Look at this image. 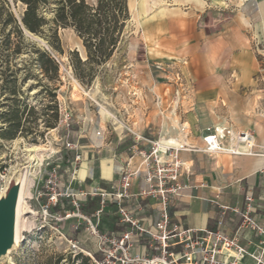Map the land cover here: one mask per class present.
Instances as JSON below:
<instances>
[{
  "label": "rangeland",
  "instance_id": "obj_1",
  "mask_svg": "<svg viewBox=\"0 0 264 264\" xmlns=\"http://www.w3.org/2000/svg\"><path fill=\"white\" fill-rule=\"evenodd\" d=\"M141 3L145 14L159 6H162L167 15L181 13L178 6L166 4L165 0H141ZM23 8V5L17 3L14 7L17 16L21 15ZM128 12L129 18L122 34H114L117 36V46L106 60L102 53L111 49L108 37H105V44L99 52L94 49L88 52L84 39L70 27H57L56 36L48 28L44 29V35L26 32L27 38L36 47L50 51L59 64V80L48 83L55 88L58 120L55 128L44 126L43 121L52 113L41 109L54 102H50L45 94L41 99L35 97L34 93L41 85L35 84V77L30 76L21 84V90L28 93L29 102L35 106L36 111L43 113L38 121V129L43 132V136L33 133L18 135L14 139L0 137V192L8 184L9 187L14 185L16 178H26L28 192L25 199L28 206L19 215L18 240L7 250L8 253L0 257V264H80L81 259L75 258L78 253L89 257L90 263L95 264L89 256L93 257V253L86 251L96 249L100 256L101 253L97 246H93L92 238L95 245L96 239L91 234L90 224L81 217L83 215L94 223V214L86 215L81 210L83 203L80 202L76 209L64 197L45 213L42 206L47 196L36 199L35 190L42 188V183H37L38 179H45L52 168L61 182L58 190L63 191L71 181L75 182L76 170L83 160L81 146L94 136L99 137L105 130L110 135V131L116 127L126 131L129 127L149 140L179 136L183 143L188 137L198 138L200 126L218 121L222 115H228L229 121L237 130H250L256 135L259 145L263 146L264 84L253 95L245 94L241 89L231 92L232 94H221L216 102L200 100L198 96H194L191 80L182 73L178 64H154L146 58L142 46L140 0H132ZM44 14L47 18L51 17L50 13ZM49 25H52L51 22ZM30 53L32 52H24L17 58V66L21 67L19 75L26 70L19 60L27 58ZM30 70L34 75L42 77L38 68L32 66ZM43 83H47L45 78L41 84ZM31 84L32 89L27 91ZM176 90H179L180 101L177 115L174 116L170 111L174 107L172 100ZM220 90L223 88L220 87ZM257 95H260L259 99ZM174 121L186 124L187 133L189 132L186 138L183 136L182 139V135L172 130L171 127L176 124ZM97 131L100 132L99 135ZM33 136L37 138L36 142L32 141ZM66 140L77 146L67 148L64 143ZM129 144L133 145L131 138ZM34 146H37L36 149ZM137 148L149 152L150 145L145 142L144 146L138 145ZM77 153L80 158L75 160ZM135 158L144 160L140 155ZM115 221V217L104 215L98 221V230L111 233L115 229ZM70 240L75 242L76 248H72Z\"/></svg>",
  "mask_w": 264,
  "mask_h": 264
},
{
  "label": "crops",
  "instance_id": "obj_2",
  "mask_svg": "<svg viewBox=\"0 0 264 264\" xmlns=\"http://www.w3.org/2000/svg\"><path fill=\"white\" fill-rule=\"evenodd\" d=\"M131 1L127 0L128 6ZM165 1L178 6L181 13L167 15L159 6L145 14L140 0L142 46L148 61L178 64L191 80L194 96L200 100L216 102L221 94H232L241 89L248 95L260 91L264 84V61L256 56L253 42L257 40L264 44V0ZM256 97L259 99L260 95ZM229 118L222 115L218 121L208 124L228 121L235 128ZM204 126H200V133ZM108 134L105 130L81 146L83 160L76 170L75 182L69 184L71 191L90 192L96 188L110 191L126 170L132 177L130 196L123 200V206L143 224L155 221L158 217L156 204L138 196V191L145 187V162L141 158L130 159V138L133 140L132 134H140L129 127L127 131L116 127ZM186 140L202 147L200 135ZM255 140L258 143L256 135ZM138 145L142 147L145 143ZM179 158L190 171L183 177L189 187L172 199L170 214L174 221L188 228L215 229L221 206L243 209L248 191L255 198L264 194V155L232 156L184 149L179 152ZM65 201L70 202L69 199ZM91 201L94 204L89 207L87 202ZM99 201V196L85 197L81 202L82 212L91 216L100 208ZM86 209L94 210L87 214ZM105 209L101 218L106 214L116 218L111 233L126 228L114 214V206L108 204ZM237 225L238 218L230 211L221 229L233 232ZM78 241L83 243L81 239ZM92 241L95 247L93 238ZM86 252L91 254L96 249Z\"/></svg>",
  "mask_w": 264,
  "mask_h": 264
},
{
  "label": "built area",
  "instance_id": "obj_3",
  "mask_svg": "<svg viewBox=\"0 0 264 264\" xmlns=\"http://www.w3.org/2000/svg\"><path fill=\"white\" fill-rule=\"evenodd\" d=\"M253 49L259 60L264 61V44L254 40ZM177 76L179 80V74ZM179 97V90H176L171 115H177ZM174 123L176 124L171 127L172 130L181 134L182 139L183 136L186 138L189 134L186 124L177 121ZM96 133L100 134L99 131ZM132 135L130 159L140 155L145 162V187L138 191V196L153 201L158 208V217L151 223L143 224L123 206V200L130 196L128 190L132 177V173L126 170L110 191L96 188L90 192L74 193L69 185L60 191L58 187L61 182L56 177L54 168L50 169L45 179L39 178L37 181L38 184L42 183V188L35 190L36 199L47 196L42 206L45 213L53 209L62 197L69 199L76 209L85 197H100V208L93 215L94 223L81 215L90 224L91 234L95 237L98 252L102 256L97 261L88 254L95 264H264V194L255 198L248 191L244 197L243 209L221 206L215 229L188 228L174 221L170 214L172 199L189 187L183 182V177L189 175L190 171L181 162L179 152L187 149L232 156L264 155V149L256 143L252 132L237 130L228 121L208 124L201 129L202 147L186 142L174 146L163 142L161 137L153 141L142 135ZM140 142L150 145L149 152L137 148ZM64 143L70 149L77 146L67 140ZM79 158L77 153L75 160ZM108 204L116 208L114 214L126 225L125 229L113 233L98 230V221ZM230 211L237 216L238 225L233 232H225L221 228ZM70 243L72 248L77 247L75 242L70 240Z\"/></svg>",
  "mask_w": 264,
  "mask_h": 264
},
{
  "label": "trees",
  "instance_id": "obj_4",
  "mask_svg": "<svg viewBox=\"0 0 264 264\" xmlns=\"http://www.w3.org/2000/svg\"><path fill=\"white\" fill-rule=\"evenodd\" d=\"M17 3L24 6L19 16L14 11ZM44 12L50 13L51 17L47 18ZM128 18L127 0H0V137L14 139L18 135L33 133L43 136V132L38 129V121L43 113L36 111L35 106L29 102L28 93L21 90V84L30 76L35 77V84L41 85L34 93L35 97L41 99L45 94L50 98V102H54L44 105L41 109L50 110L52 113L43 121L44 126H57L56 92L48 83L59 80V64L50 51L36 47L35 43L27 38L26 32L44 35V29L48 28L56 36L57 27H70L84 39L88 52L91 49L99 52L105 44V37H108L111 49L102 53L103 59L106 60L117 46V36L114 34H122ZM50 22L52 25H49ZM50 45L53 47L51 42ZM27 51L32 53L19 60L26 69L24 74L19 75L18 70L21 67L17 66V58ZM32 66L40 70L42 77L32 73ZM43 78L47 83L41 84ZM32 85L28 86L27 91L32 89ZM36 140L33 136L32 141ZM93 204L92 201L87 202L89 207ZM93 210L87 209L86 213L90 214ZM92 255L95 260H101L97 252ZM75 258L81 259L80 264H94L90 263L89 257L80 253L76 254Z\"/></svg>",
  "mask_w": 264,
  "mask_h": 264
},
{
  "label": "water",
  "instance_id": "obj_5",
  "mask_svg": "<svg viewBox=\"0 0 264 264\" xmlns=\"http://www.w3.org/2000/svg\"><path fill=\"white\" fill-rule=\"evenodd\" d=\"M18 192L19 186L12 185L0 198V257L6 254L14 242V216Z\"/></svg>",
  "mask_w": 264,
  "mask_h": 264
},
{
  "label": "bare ground",
  "instance_id": "obj_6",
  "mask_svg": "<svg viewBox=\"0 0 264 264\" xmlns=\"http://www.w3.org/2000/svg\"><path fill=\"white\" fill-rule=\"evenodd\" d=\"M162 141L165 142L166 144H171V145H174V146L180 145L182 143L179 140V138H170V139L163 138ZM36 147L37 146H34V149H36ZM262 148L264 149V146H262ZM25 179L16 178V182L14 184V185L19 186V192H18L16 206H15L14 235H13V241L14 242H13V244H15L17 242V240H18V230H19V227H20L19 226V215H20V211L22 209L25 210L26 205H27L25 199H27V197H28V192L26 190V180ZM8 188H9V184L7 185V187L4 188L3 192H0V198L5 195V193H6V191H7ZM27 209H28V207H27Z\"/></svg>",
  "mask_w": 264,
  "mask_h": 264
}]
</instances>
